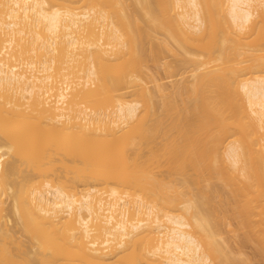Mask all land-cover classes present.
Masks as SVG:
<instances>
[{"label":"bare ground","instance_id":"bare-ground-1","mask_svg":"<svg viewBox=\"0 0 264 264\" xmlns=\"http://www.w3.org/2000/svg\"><path fill=\"white\" fill-rule=\"evenodd\" d=\"M129 1L0 0V264H249L215 184L264 258V0ZM145 37L191 76L161 115Z\"/></svg>","mask_w":264,"mask_h":264},{"label":"rangeland","instance_id":"rangeland-1","mask_svg":"<svg viewBox=\"0 0 264 264\" xmlns=\"http://www.w3.org/2000/svg\"><path fill=\"white\" fill-rule=\"evenodd\" d=\"M129 1V0H128ZM131 2V3H130ZM129 4H132V0H130L129 2H128ZM158 35V34H157ZM160 35V34H159ZM143 37V36H142ZM157 37V36H156ZM156 37H155V39H156ZM159 37V36H158ZM157 37V38H158ZM160 37H161V35H160ZM146 38L147 37H145L144 38V40L146 41ZM150 38V37H149ZM153 39V41L152 40H150V39H148L147 38V42H145L146 44H144V40H143V42H142V40H141V43H142V46L143 45H145L143 48H144V51L146 52V54L147 55H145V52L143 51V49H142V51H143V53H144V56L146 57V59H148V60H146V61H148V64L146 65V63H144V65L145 66H147V67H145V69H146V72H148L150 75H152L153 76V79L155 78L156 80L155 81H153L154 83H156L155 85L153 84V82H152V79L150 78H145L147 81H144L143 82V84L144 85H148V87L150 88V90L151 91H154V93L155 92H157V93H155V98L157 97V94H158V97L155 99V105H156V110H157V112H158V114H159V110H160V108L162 109V102H164V100H166V97L165 98H163V101H161L162 100V98L160 97L161 95L158 93V88H157V82L159 83V85H160V87L161 86H163L162 88L163 89H165V93H166V95H169V97L170 96H172L171 98L172 99H169V100H172V101H174V99L175 100H177V97L178 96H176L175 94L177 93V95H178V89H179V83H181V82H183L184 81V79L182 78L183 77V72H184V76L186 75V78L185 79H187V80H190L191 79V76H187V70H189V69H186V67L184 66L183 67V64H181V67L180 66H177V65H179V63H180V61H178V60H176V59H179V58H176V56H174L170 51H168V50H166L165 49V47L163 46V48H162V44H160L159 42V44H157V43H154L155 41H154V38H152ZM159 39V38H158ZM150 40V41H149ZM152 41V42H151ZM157 42V41H156ZM153 43V44H152ZM157 44V45H156ZM157 46L160 48H157ZM155 47H156V49H155ZM153 48V49H152ZM155 50H158V53L157 52H155ZM151 51H154V53L153 52H151ZM162 53H161V52ZM155 53H156V56H155ZM161 55H160V54ZM160 55L159 57L157 56V55ZM150 55V56H149ZM148 56V57H147ZM153 56V57H152ZM145 57H144V62H146L145 61ZM151 57V58H150ZM154 57L156 58L157 57V59H154ZM153 58V59H152ZM160 59V62L158 61L159 59ZM151 59V60H150ZM153 60V61H152ZM156 60V61H155ZM177 61V62H176ZM159 62V63H158ZM176 65V66H175ZM170 66H171V69H170ZM174 66V67H173ZM175 70H177L176 72H174V74L172 73V71H174V69ZM180 67V68H179ZM181 68H185L184 69V71H183V69H181ZM180 69V70H179ZM182 72V73H181ZM182 74V75H181ZM180 75H181V77H180ZM181 78L183 79V81H181ZM180 81V82H179ZM178 83V84H177ZM182 84V83H181ZM180 84V85H181ZM184 84V83H183ZM182 84V85H183ZM157 85V86H156ZM178 85V86H177ZM157 88V89H155V87ZM177 89V90H176ZM134 90H136L135 88H133V89H131V90H128V91H126V92H124V95H125V97H126V99L127 100H130L131 98H132V92L134 91ZM156 90V91H155ZM168 91V92H167ZM176 91V92H175ZM172 93V94H171ZM174 93V94H173ZM165 95V96H166ZM175 98H174V97ZM160 97V98H159ZM168 96H167V98H169ZM174 98V99H173ZM159 102L161 103V105L159 104ZM159 105V106H158ZM161 106V107H160ZM159 107V108H158ZM163 110V109H162ZM161 110V111H162ZM160 111V114L159 115H161V112ZM164 113V112H163ZM162 113V114H163ZM157 142V141H156ZM155 172H156V175H157V178L159 179V180H161V181H165V182H169L170 184H172V185H177L178 184V180H179V178L178 177H176V175H173L171 172H170V169L168 168V166H166V165H161V166H158V167H155L154 169H153ZM190 170V169H189ZM188 170V171H189ZM192 173H193V171H191ZM191 172L189 171L188 172V177H190V178H188V179H193V178H191V177H193V174H191ZM190 174L192 175V176H190ZM182 181V180H181ZM191 181V180H190ZM182 183V182H181ZM190 183H192V182H190ZM192 186L194 185L193 183L191 184ZM218 185H219V187H218ZM218 185H214V189L212 190V192L213 193H215L216 194V196H215V194H211V192L209 193V190L211 191V187H210V189H209V187H207L206 189H207V191L204 189V187H202V185H201V188H203L202 190H203V192L201 193V194H198L199 196L200 195H205V194H203L204 193V191H205V193L207 192V193H209L210 195H211V199L210 198H208V199H210V200H208V201H210V203L211 204H213V200H216V201H214V206L213 205H209V206H211V207H207V206H205V205H207V203L206 202H208L207 201V199H206V201H205V203L206 204H204V201H202V198L204 197H202L201 199H200V197H199V200H200V204H201V202H203V204H201L202 206H204V210H203V208H202V210H203V212H207L205 209H209L208 211L212 214H210L211 216H213V219H211V223H213L215 220H214V215L217 213V211L218 210H220V211H218V213L215 215V217L216 216H218V220L220 219V221H218L217 219H216V223H218V224H216L215 222H214V224H215V226H214V224H213V227H214V229H216V230H213V231H215V232H217V233H214L215 235L216 234H218L217 236H218V238L220 237L221 238V240H220V238H219V241H220V243H222L223 245H224V243L226 244V246H223V247H226L225 249L227 250H229V252H231V251H233V255H235V253H236V257L238 256V252H240L239 253V257L238 258H244V259H247V257H248V259L246 260L247 262L248 261H251V263H249V264H264V258L262 257V256H260V254H257V252L258 251H256V249H254L255 248V246L252 244V243H250V242H246L245 240L246 239H244V237H243V234L242 233H238L237 231H239V229H238V227H237V223H236V220H235V215H234V217H232L233 216V214H234V212H233V209L230 207V208H228V205L229 204H231V203H229L228 204V201L226 202V201H224L225 199H228V194H227V190H225L226 188L224 187V189H223V186H221L220 184H218ZM195 186V185H194ZM216 186H217V188H216ZM221 187H222V191L220 190V192H223L222 194L220 193V192H217L216 190H218V188L219 189H221ZM192 188H196V186L195 187H192ZM191 188V189H192ZM209 189V190H208ZM198 190H200L199 191V193L202 191L201 189H198ZM198 190H196V191H194V189H193V193H194V197H195V199H197V196L198 195H196L195 193H197V191ZM217 193H216V192ZM219 191V190H218ZM191 192V191H190ZM193 193H189V194H192L193 195ZM221 195H220V194ZM225 193V194H224ZM227 194V195H226ZM219 195V196H218ZM226 195V196H225ZM187 196V195H186ZM210 197L208 194L207 195H205V198H207V197ZM223 196H225V197H223ZM193 196H189V198H192ZM194 197L192 198V199H194ZM217 197V198H216ZM221 197H222V199H221ZM227 197V198H226ZM187 198H188V196H187ZM213 198H216V199H213ZM218 199V200H217ZM203 200H204V198H203ZM223 201L222 203L220 202V201ZM197 201H198V199H197ZM219 201V202H218ZM230 201V200H229ZM216 202V203H215ZM225 202H226V204H225ZM210 203H208V204H210ZM220 203H221V205H220ZM222 204H223V206H222ZM200 205V207H202ZM227 206V207H226ZM205 207H207V208H205ZM215 208H216V210H215ZM229 210H228V209ZM199 209H201V208H199ZM214 209V211H216V213L214 212V211H210V210H213ZM201 211V210H200ZM222 211H224V212H222ZM5 212V211H4ZM209 212L207 213V214H209ZM227 212V213H226ZM6 213V212H5ZM214 213V214H213ZM222 213H225L224 215H225V217H227L226 219V222H228L229 221V219L231 220L230 222H228V223H224V221H225V219H224V216L222 215ZM204 214V213H203ZM206 214V213H205ZM219 214H221V217L223 218V219H221V217H219L220 215ZM230 218H229V217ZM229 218V219H228ZM15 220H14V218H13V221H12V219H11V222H9V226L12 228V227H14L13 228V230L15 231V236H16V238H17V240L19 239V241H20V239H22L21 241H23V239L24 240H26L25 242H26V245L28 244V238L23 234V233H20V230H19V226H17V224H16V222H14ZM14 222V223H13ZM220 222V223H219ZM232 223V224H231ZM236 223V224H235ZM228 224V225H227ZM236 226H235V225ZM231 225V226H230ZM235 228V229H234ZM213 229V228H212ZM231 231V233H230V231ZM236 231V234H234V232ZM239 232H241V231H239ZM22 234V235H21ZM233 234H234V236H233ZM20 235V236H19ZM25 237H24V236ZM217 236H216V238H217ZM236 236V237H235ZM19 237V238H18ZM242 237V238H241ZM223 239V240H222ZM226 239V240H225ZM243 239V240H242ZM6 242H5V244H7L6 246L9 248V246H10V244L12 245L11 247H12V249H11V251L13 250V252L15 251V250H18L19 251V249H18V247H20V248H22V245L21 246H19V243L18 244H16L17 246H15V244H12L13 242L10 240V239H8V241H7V239H4ZM10 240V241H9ZM218 240V239H217ZM20 241V242H21ZM228 241V242H227ZM247 243H245V242ZM22 244V243H21ZM24 245H25V243H23ZM251 244V245H250ZM227 246H228V248H227ZM14 247H16L17 249H15ZM231 249V250H230ZM256 251V252H255ZM17 254V253H16ZM231 255H232V252H231ZM232 255V256H233ZM242 255H244V256H242ZM235 257V256H234ZM246 257V258H245ZM263 258V259H260V258ZM106 262H111V263H113V262H115V258H107L106 259Z\"/></svg>","mask_w":264,"mask_h":264}]
</instances>
